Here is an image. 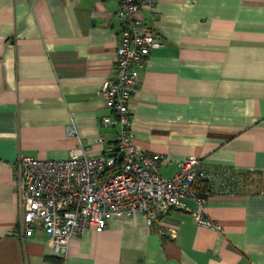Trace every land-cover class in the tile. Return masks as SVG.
Masks as SVG:
<instances>
[{
    "label": "crops",
    "instance_id": "1",
    "mask_svg": "<svg viewBox=\"0 0 264 264\" xmlns=\"http://www.w3.org/2000/svg\"><path fill=\"white\" fill-rule=\"evenodd\" d=\"M117 6L0 0V264H264V0H154L153 12L141 9L162 44L130 103L134 140L162 154V175L197 156L203 168L247 176L243 189L206 196L220 231L198 225L186 197L153 226L139 210L108 216L101 230L72 238L66 258L39 225L21 234L20 153L61 159L80 142L90 154L116 144L118 125L101 123L113 113L100 90L114 73ZM70 123L77 135L66 133Z\"/></svg>",
    "mask_w": 264,
    "mask_h": 264
},
{
    "label": "built area",
    "instance_id": "2",
    "mask_svg": "<svg viewBox=\"0 0 264 264\" xmlns=\"http://www.w3.org/2000/svg\"><path fill=\"white\" fill-rule=\"evenodd\" d=\"M143 7L153 12L154 0H118L115 11L121 27L114 73L104 79L100 93L113 113L102 116L101 123L118 125L116 144L90 154L80 142L66 158L20 153L13 162L21 234H29L39 225L49 234L51 250L63 258L72 238L88 227L101 230L110 215H129L139 210L144 213L146 224L153 226L159 211L182 205L186 197L194 200L193 220L220 231L222 226L205 212L206 196L240 189L239 170L229 166L203 168L197 156L183 157L173 174L162 175L158 169L162 154L136 144L130 103L151 49L162 44L144 23ZM66 133L77 135L73 123L67 125ZM198 179L203 182L202 188ZM156 228L160 234L167 232L160 226Z\"/></svg>",
    "mask_w": 264,
    "mask_h": 264
},
{
    "label": "trees",
    "instance_id": "3",
    "mask_svg": "<svg viewBox=\"0 0 264 264\" xmlns=\"http://www.w3.org/2000/svg\"><path fill=\"white\" fill-rule=\"evenodd\" d=\"M118 163H119V161L116 160V164H118ZM107 170L110 171L111 169H107ZM239 175H240V171H239ZM240 176H241V177H239V178H240V188L243 189V188H245V185H248V184H247V181H246V177H247V176H246V175H240ZM243 176H244V177H243ZM245 176H246V177H245Z\"/></svg>",
    "mask_w": 264,
    "mask_h": 264
},
{
    "label": "rangeland",
    "instance_id": "4",
    "mask_svg": "<svg viewBox=\"0 0 264 264\" xmlns=\"http://www.w3.org/2000/svg\"><path fill=\"white\" fill-rule=\"evenodd\" d=\"M244 177V176H243ZM246 177V176H245ZM250 189H256L257 185H252L251 187L249 186Z\"/></svg>",
    "mask_w": 264,
    "mask_h": 264
},
{
    "label": "water",
    "instance_id": "5",
    "mask_svg": "<svg viewBox=\"0 0 264 264\" xmlns=\"http://www.w3.org/2000/svg\"><path fill=\"white\" fill-rule=\"evenodd\" d=\"M121 155H122V152H119V153H118V158H120V157H121Z\"/></svg>",
    "mask_w": 264,
    "mask_h": 264
}]
</instances>
